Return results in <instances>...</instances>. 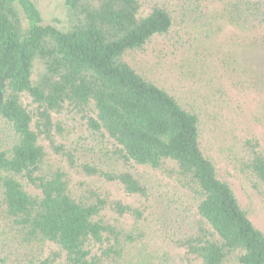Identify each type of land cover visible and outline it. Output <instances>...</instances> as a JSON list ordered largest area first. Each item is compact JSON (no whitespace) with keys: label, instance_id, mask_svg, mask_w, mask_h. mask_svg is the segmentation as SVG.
<instances>
[{"label":"trees","instance_id":"1","mask_svg":"<svg viewBox=\"0 0 264 264\" xmlns=\"http://www.w3.org/2000/svg\"><path fill=\"white\" fill-rule=\"evenodd\" d=\"M235 2L243 23L252 18L264 30V9ZM64 3L60 29L43 22L33 0H0V216L14 237L22 246L58 245L38 264H121L151 224L150 207L161 220L155 234L181 255L156 264H264V231L203 155L198 115L129 60L169 31L168 9L142 10L139 0ZM62 114L105 136L110 165L77 157ZM244 150L245 169L264 187V147L246 139ZM18 177L40 193L29 194ZM163 186L191 203V215L158 205Z\"/></svg>","mask_w":264,"mask_h":264},{"label":"rangeland","instance_id":"2","mask_svg":"<svg viewBox=\"0 0 264 264\" xmlns=\"http://www.w3.org/2000/svg\"><path fill=\"white\" fill-rule=\"evenodd\" d=\"M44 23L60 29L67 25L64 0H33ZM142 10L163 6L171 15V27L154 37L141 51L129 55L136 70L148 80L165 88L178 102L199 117V144L203 155L215 166L217 176L234 190L242 208L254 224L264 231V187L245 169L246 139H256L264 147V30L257 21L243 23L236 2L243 0H139ZM264 9V0H247ZM66 127V141L72 143L77 157L97 166L111 163L105 136L87 128L72 114L57 117ZM5 139L8 137L4 136ZM25 190L40 192L18 177ZM101 184L100 181H96ZM114 197L135 206L128 198L108 186ZM156 201L168 213L191 215L192 205L171 186L160 187ZM168 201V202H167ZM148 207L151 224L142 227L145 234L127 247L121 264H156L165 255L179 262L180 254L167 246L166 235H156L154 224L160 217ZM123 221L131 230L133 221ZM7 221L0 216V264H38L53 253L57 244L45 242L34 248L22 246ZM135 232H139L138 230ZM33 259V263L28 260ZM61 254L58 262H62Z\"/></svg>","mask_w":264,"mask_h":264},{"label":"water","instance_id":"3","mask_svg":"<svg viewBox=\"0 0 264 264\" xmlns=\"http://www.w3.org/2000/svg\"><path fill=\"white\" fill-rule=\"evenodd\" d=\"M1 101H2V97H1V93H0V104H1Z\"/></svg>","mask_w":264,"mask_h":264}]
</instances>
